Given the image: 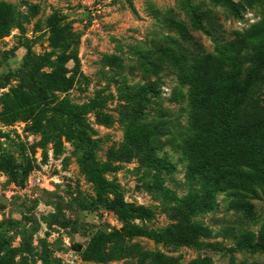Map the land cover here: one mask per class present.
Segmentation results:
<instances>
[{"label":"rangeland","instance_id":"1","mask_svg":"<svg viewBox=\"0 0 264 264\" xmlns=\"http://www.w3.org/2000/svg\"><path fill=\"white\" fill-rule=\"evenodd\" d=\"M0 2V264H264V201H206L194 102L264 62V0Z\"/></svg>","mask_w":264,"mask_h":264},{"label":"trees","instance_id":"2","mask_svg":"<svg viewBox=\"0 0 264 264\" xmlns=\"http://www.w3.org/2000/svg\"><path fill=\"white\" fill-rule=\"evenodd\" d=\"M0 19L15 26L18 23V12L13 5L0 2ZM231 46L219 48L220 54H231ZM240 65V74L235 78L231 77L229 81V74L224 77L221 72L223 84L217 82L214 85L212 92L220 94L214 101L208 99V94L194 100L202 105L198 109L200 115L195 119V134L199 138H209L205 165H199L198 169L205 170L211 178L210 186L205 192L208 203L215 205L216 193L228 192L234 195L233 205H237L249 217L256 218L255 200L264 201V62L259 60L246 67L244 62ZM195 81L198 86L204 84L200 78ZM222 86L223 90L220 89ZM228 88L235 89L236 93H226ZM209 90L203 86L200 92L205 94ZM198 192V195L203 194V191ZM130 207L141 220L151 218L149 210L135 208L131 204L124 207V211ZM262 225L257 238L254 232H243L249 237L246 244L264 250V224ZM196 226L202 233L209 229ZM185 241L189 245L194 244L188 239Z\"/></svg>","mask_w":264,"mask_h":264},{"label":"water","instance_id":"3","mask_svg":"<svg viewBox=\"0 0 264 264\" xmlns=\"http://www.w3.org/2000/svg\"><path fill=\"white\" fill-rule=\"evenodd\" d=\"M73 250H78L81 251L82 250V245L81 244H74V246L72 247Z\"/></svg>","mask_w":264,"mask_h":264}]
</instances>
